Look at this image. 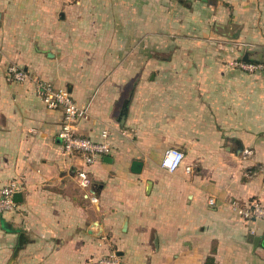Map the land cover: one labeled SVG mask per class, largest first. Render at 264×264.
I'll use <instances>...</instances> for the list:
<instances>
[{"label":"crops","instance_id":"0c3cea01","mask_svg":"<svg viewBox=\"0 0 264 264\" xmlns=\"http://www.w3.org/2000/svg\"><path fill=\"white\" fill-rule=\"evenodd\" d=\"M245 56L264 65V0H0V191L22 186L0 264H264V224L235 210L264 206V70ZM33 79L65 89L76 134L106 131L109 153H64Z\"/></svg>","mask_w":264,"mask_h":264},{"label":"built area","instance_id":"2783aa9c","mask_svg":"<svg viewBox=\"0 0 264 264\" xmlns=\"http://www.w3.org/2000/svg\"><path fill=\"white\" fill-rule=\"evenodd\" d=\"M234 66L245 72H257L264 70V65L256 62L239 61ZM11 78L20 83L30 80V75L17 67L10 65L7 68ZM35 90L47 109H59L62 112V124L59 131L62 150L68 155H79L85 166L92 165L100 157L107 155L110 151V144L107 140V132L103 131L101 142H94L89 138L76 134L75 125L77 121L85 116V111L80 109L71 98L70 94L62 88H55L50 83L42 82L39 79H33ZM248 154V151L244 152ZM183 153L177 149L166 151L161 161V167L169 172H175L182 164ZM186 172L190 171L189 167L185 168ZM79 185L87 188L90 181L84 170L77 173ZM22 189L18 181H12L5 185L0 191V215L15 211L16 202L14 195ZM235 210L239 218L244 221L261 222L264 224V206L257 200L236 204ZM97 264H122L121 260L114 254L102 256L98 259Z\"/></svg>","mask_w":264,"mask_h":264},{"label":"water","instance_id":"95a60500","mask_svg":"<svg viewBox=\"0 0 264 264\" xmlns=\"http://www.w3.org/2000/svg\"><path fill=\"white\" fill-rule=\"evenodd\" d=\"M243 60L247 62V61H248L247 56H245ZM125 111H126V108H124L123 111H122V118L125 116V115H124V114H125ZM140 167H141V163H140V162H138V161H134V162L132 163V171H133L134 173H138V172H140ZM14 200H15V202H20V201H21V194H20V193H16V194L14 195ZM21 240H22V236L20 235V243H19L20 245H21ZM252 241H253V244H254L255 246H257L258 244H260L261 246L264 247V238L261 239V241H260V238H259V237H253V236H252ZM259 241H260V242H259ZM20 245L15 249L14 256L17 255V252H18V249L20 248Z\"/></svg>","mask_w":264,"mask_h":264}]
</instances>
